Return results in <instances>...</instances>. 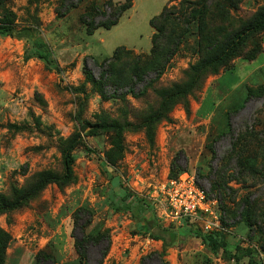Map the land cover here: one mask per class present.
I'll use <instances>...</instances> for the list:
<instances>
[{"label":"rangeland","instance_id":"rangeland-1","mask_svg":"<svg viewBox=\"0 0 264 264\" xmlns=\"http://www.w3.org/2000/svg\"><path fill=\"white\" fill-rule=\"evenodd\" d=\"M109 1L117 5L131 1L132 6L116 25L89 33L83 14H88L89 22L102 21L98 9L111 12ZM196 1L84 0L60 17L56 13L60 0H0V22L13 23L18 29L31 27L46 42L53 60L47 64L34 52L26 60L31 41L0 35V193L11 196L12 187L29 188L45 170L61 174L64 148L77 134L81 138L73 150V182L62 187L51 183L23 208L0 214L2 228L12 236L22 234L33 243L29 246L33 250L51 251L56 264H85L72 234L76 209L87 205L94 215L86 232L93 235L107 229L111 239L104 264H205L207 260L264 264V167L257 169L264 163V151L258 150L264 149V30L249 38L217 71L207 69L191 93L170 100L165 117L153 123V142L143 125L168 94L189 85L204 55L199 51L198 20L193 15L189 32L156 79L138 60L139 54L148 56L152 49L151 19L169 4L178 20L187 16L190 20L191 8L202 6ZM199 1L208 3L205 18L211 30L227 34L250 21L264 5V0H218L228 5L227 10L214 6L217 0ZM120 46L125 49L118 59L110 60ZM85 65L96 78L108 69L120 96L103 98L87 80ZM135 72L142 73L145 81L133 85ZM249 91L254 93L250 99ZM104 122L123 126V149L118 147L114 128H99ZM230 130L233 137L226 135ZM239 153L249 164H256L252 170L237 168ZM105 161L115 163L121 182L145 196L157 214H161V187L171 173L181 168L195 173L210 196L224 202L225 221L231 223L224 232L233 259L224 252L213 254L195 237L175 243L161 257H147L161 252L162 243L137 233L130 214L110 206L113 193ZM218 181L223 183L221 188L213 184ZM247 196L257 206L252 228L236 217ZM159 221L176 228L187 225L168 223L163 217ZM77 235L81 236L79 230ZM104 244L89 249V264L101 259ZM14 247L9 244V253ZM243 253L247 255L242 259L235 258ZM36 261L25 253L10 264Z\"/></svg>","mask_w":264,"mask_h":264},{"label":"trees","instance_id":"trees-1","mask_svg":"<svg viewBox=\"0 0 264 264\" xmlns=\"http://www.w3.org/2000/svg\"><path fill=\"white\" fill-rule=\"evenodd\" d=\"M84 0H60V4L56 7V13L58 16H65L73 8L78 6ZM174 0H169L172 2ZM195 4L202 5L198 8H191L190 18L193 15L198 20L197 27V43L199 51L204 55L198 61L195 66V75L193 76L191 82L188 86L181 90H176L168 94L162 101L160 107L148 114L143 122L146 127V134L150 142H153V123L165 117V111L167 110L170 100L174 97L186 95L191 93L192 90L199 84L202 79L203 73L210 69L212 71H217L219 67L224 65L228 60L233 58L238 54L240 49L244 47L247 40L253 35L264 30V5H262L259 10L255 13L254 17L244 23L239 29L231 32L225 33L223 31L216 32L211 30L209 22L206 20V12L209 11L208 3H202L199 0L194 2ZM202 3V4H201ZM111 12L107 10L98 9L99 16H102L104 20L89 22L86 20L88 14H83V20L87 25V30L89 33H93L99 27L111 28L119 22L122 14L132 6V2H125L124 4H114L112 1L108 2ZM229 4V3H228ZM225 8L228 10V5L224 3H219L217 0L214 6ZM194 21V17L189 20L187 17H180L178 20L177 13L174 12L169 4H166L161 11V13L151 19V25L155 29L152 37V49L148 56H143L139 54L138 60H143L148 66L150 73L154 74L156 79L161 77L167 68L168 63L172 57L177 52V49L183 37L190 30V25ZM0 35L13 36L18 39H26L31 41L30 49L25 51V59L28 60L35 53L38 58L46 61L47 64L53 62L51 58V52L48 49L46 42L40 40L34 33V30L29 26H24L22 28H16L13 23L10 22H0ZM125 49L124 46L118 47L114 54L109 57L111 60L118 59L120 50ZM34 52V53H33ZM85 73L87 80L91 81L96 87L97 91L105 99L117 98L120 96L119 88L117 84L110 78V71L106 68L103 69L100 77L96 78L87 65H85ZM137 80H134L133 85L144 82L145 77L142 73L135 72ZM112 91V92H111ZM133 92L134 90H130ZM134 93V92H133ZM261 93L264 94V87H262ZM256 95V94H255ZM254 96L252 91H249L248 99ZM245 104L242 106L244 107ZM231 114V113H230ZM229 114V119H230ZM231 126V124L229 123ZM102 130H109L114 128L117 133V144L118 147L123 149L121 139L123 126L115 123H103L99 125ZM83 135V134H82ZM226 135H231L233 133L230 130ZM81 141L80 135L77 134L71 141L67 144L62 152V162H63V172L61 174H56L51 170H45L39 173L36 182L27 189L17 190L12 187L10 194L0 193V214L12 212L23 208L29 202L35 198L37 195L43 192V190L51 183H56L59 186H65L74 180V169L73 165L75 163V155L73 150L75 146ZM264 146V145H263ZM264 149L260 146L258 150ZM215 154V151H213ZM247 155V154H246ZM238 156V169H242L244 172L246 170H252L256 164H249L243 160L242 153L237 154ZM248 158L251 156L247 155ZM253 157V156H252ZM104 167V172L108 176L109 184L112 189L113 197L110 198V206L117 212H125L130 214L132 219L135 221L136 231L144 236H148L156 241L162 242L161 252H157L147 256H163L166 254L169 247L177 242H185L189 237H195L201 240L202 244L208 248L213 254L218 255L222 252L228 255L232 250L229 245V241L225 235L224 230L220 231H204L198 224L192 220L187 219L184 222L187 224L184 227L176 228L174 225H164L159 221V216L154 208V205L145 197L141 196L132 189L126 187L120 179V175L116 170L115 163L110 161L102 162ZM264 163L257 166V169H262ZM259 169V170H260ZM185 168H181L176 173H171L170 178L179 176V174L185 171ZM222 178L221 174H218ZM218 187H222L223 183L221 181L213 183ZM210 195V193L208 192ZM219 200V199H218ZM223 200L220 199L219 206L222 210L225 209L223 205ZM223 206V207H222ZM256 208L250 196H247L239 204V209L237 210L236 217L240 221H244L252 228L254 223H256ZM224 211V210H223ZM225 212V211H224ZM94 215L93 210L87 205H81L78 207L74 213V230L72 236L75 239V247L78 254L85 259V264H89V249L92 246H99L105 243L101 248V259L98 260L97 264H104V259L109 252V247L111 239L108 230H98L96 234H91L86 232V227H88L92 222V217ZM264 220V213L261 214ZM226 218H222V224L224 228L231 223H226ZM84 220V221H83ZM190 224L191 226H188ZM193 226V227H192ZM264 228H262L263 230ZM80 231L81 236L77 235V231ZM13 236L7 229L0 226V264H6L7 251L9 244ZM247 253V252H246ZM237 254L235 258L238 260L242 259L247 254ZM229 256V255H228ZM145 257L144 259H146ZM232 258L231 256H229ZM233 259V258H232ZM232 259H230L232 261ZM36 264H56V256L46 249L39 250L36 254ZM212 261L207 260L205 264H211ZM252 264L251 262H249ZM255 264V263H254Z\"/></svg>","mask_w":264,"mask_h":264},{"label":"built area","instance_id":"built-area-1","mask_svg":"<svg viewBox=\"0 0 264 264\" xmlns=\"http://www.w3.org/2000/svg\"><path fill=\"white\" fill-rule=\"evenodd\" d=\"M161 193L162 199L158 201L161 219L163 217L168 223L192 219L204 231L225 230L222 218L226 214L218 208V198L208 194L195 173L185 170L177 177L168 178Z\"/></svg>","mask_w":264,"mask_h":264},{"label":"crops","instance_id":"crops-1","mask_svg":"<svg viewBox=\"0 0 264 264\" xmlns=\"http://www.w3.org/2000/svg\"><path fill=\"white\" fill-rule=\"evenodd\" d=\"M26 239L22 238V234H15L12 238V241L10 245H15L14 250L12 253H9V249L7 252V259H6V264H10L12 262L17 263L19 259H21L22 256L27 253L28 255L30 254L32 257L35 256L38 252L36 249H31L29 246H32L33 243L26 242ZM162 243V242H161ZM29 244V245H27ZM37 262V261H36Z\"/></svg>","mask_w":264,"mask_h":264}]
</instances>
